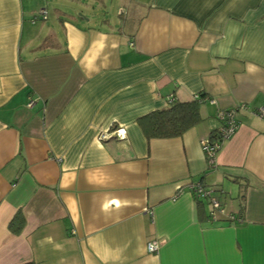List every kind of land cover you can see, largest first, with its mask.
Instances as JSON below:
<instances>
[{
	"label": "crops",
	"instance_id": "1",
	"mask_svg": "<svg viewBox=\"0 0 264 264\" xmlns=\"http://www.w3.org/2000/svg\"><path fill=\"white\" fill-rule=\"evenodd\" d=\"M202 94L180 136L141 130ZM241 103L209 168L199 139ZM261 107L264 0H0V264H264ZM113 128L125 138L97 140Z\"/></svg>",
	"mask_w": 264,
	"mask_h": 264
},
{
	"label": "built area",
	"instance_id": "2",
	"mask_svg": "<svg viewBox=\"0 0 264 264\" xmlns=\"http://www.w3.org/2000/svg\"><path fill=\"white\" fill-rule=\"evenodd\" d=\"M46 12L47 11L45 9H41L40 12L33 16V21L39 18L45 20L47 18ZM166 100L168 104L173 103V97L171 96L167 97ZM32 103L33 101L30 100L27 106H31ZM246 108L247 105L245 103H241L237 107L233 108H219L216 111V114H214L219 121V125L211 134L199 139L202 152L204 153L207 161L206 164H208L209 168L215 167V156L222 144L228 140V138H231L238 130L239 122L235 117V113ZM255 114L259 115V117H264V108L261 107L256 109ZM96 138L101 142L110 138L122 139L125 138V131L123 128H113L108 131H100L96 135ZM187 187V189H189L190 193L195 198L209 202L211 209L208 211V216L211 220H216L219 215L224 214V208L222 206L223 204L215 188L203 185L199 181L189 182ZM147 212L149 215L152 214L151 211ZM230 218L233 219L234 216H230ZM162 242L163 241L161 240L159 241L155 239L147 242L146 252L157 253V250L159 249Z\"/></svg>",
	"mask_w": 264,
	"mask_h": 264
},
{
	"label": "trees",
	"instance_id": "3",
	"mask_svg": "<svg viewBox=\"0 0 264 264\" xmlns=\"http://www.w3.org/2000/svg\"><path fill=\"white\" fill-rule=\"evenodd\" d=\"M50 37L44 38L40 47L48 45ZM204 99V95L199 98L185 101L173 102L168 107L160 110L152 111L139 119V125L147 138H169L177 137L186 131L189 127L194 126L200 121L199 103ZM212 133V132H211ZM210 133V134H211ZM246 184L239 183L240 199L244 198L243 190ZM201 206L203 201H198ZM236 217L234 216V219ZM25 217L19 209L9 220L7 227L10 232L18 234L22 231L25 224ZM240 219V217H239ZM32 264V263H29Z\"/></svg>",
	"mask_w": 264,
	"mask_h": 264
},
{
	"label": "rangeland",
	"instance_id": "4",
	"mask_svg": "<svg viewBox=\"0 0 264 264\" xmlns=\"http://www.w3.org/2000/svg\"><path fill=\"white\" fill-rule=\"evenodd\" d=\"M47 7H48V8H50V5H48ZM48 8H47V10H46V11H48L47 13H49V15H50V16H52V15H51V13H50V11H51V10H50V9H48Z\"/></svg>",
	"mask_w": 264,
	"mask_h": 264
}]
</instances>
